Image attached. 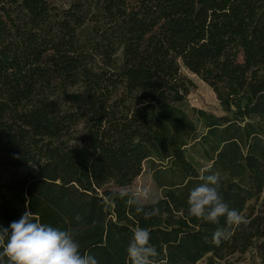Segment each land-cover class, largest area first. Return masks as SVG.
Instances as JSON below:
<instances>
[{"label":"trees","instance_id":"16d2710c","mask_svg":"<svg viewBox=\"0 0 264 264\" xmlns=\"http://www.w3.org/2000/svg\"><path fill=\"white\" fill-rule=\"evenodd\" d=\"M182 67L221 115L189 104ZM145 161L161 190L151 219L109 198L130 191ZM22 165L0 182L2 227L27 206L78 229L98 264H127L137 226L161 264L248 251L264 264V0H0V166ZM206 167L249 221L219 246L212 235L225 218L187 213Z\"/></svg>","mask_w":264,"mask_h":264},{"label":"clouds","instance_id":"9594fccd","mask_svg":"<svg viewBox=\"0 0 264 264\" xmlns=\"http://www.w3.org/2000/svg\"><path fill=\"white\" fill-rule=\"evenodd\" d=\"M201 183L191 188L187 195V213L199 221L219 224L225 218L224 228H217L212 242L219 246L231 237L233 227L247 225L248 219L237 209L230 208L220 191V174L211 167L203 169ZM126 199V204L134 208L145 219L160 214L153 206L146 209L143 201L150 198L147 187L112 193L109 198ZM77 222L81 217H75ZM78 229H62L43 223L34 212L27 210L21 217L5 228L0 226V264H98L97 258L88 251H82L77 239ZM151 232L147 227L133 229L126 247L127 264H161L159 252L152 244Z\"/></svg>","mask_w":264,"mask_h":264},{"label":"rangeland","instance_id":"374dc122","mask_svg":"<svg viewBox=\"0 0 264 264\" xmlns=\"http://www.w3.org/2000/svg\"><path fill=\"white\" fill-rule=\"evenodd\" d=\"M53 4L58 7H67L69 0H51ZM181 72L186 76L192 83L193 87L190 89V92L187 96V100L191 106L201 108L209 113L215 115H221L220 106L216 100L215 94L213 91L203 83L196 75L190 73L186 68L182 67ZM78 135H81V126L77 127ZM29 165L22 166H0V182L7 181L11 178L17 177L23 173ZM110 188H114L112 185ZM147 187L150 193V198L143 201V203H150L156 201L161 196V190L155 185L151 179V173L149 168L148 161L142 163L141 171L136 175V178L128 190H135L137 188ZM261 199H264V188L262 190ZM253 252L248 251L243 254L235 253L231 256H228L224 259H209L205 257L201 259L197 264H253L255 258L252 255Z\"/></svg>","mask_w":264,"mask_h":264}]
</instances>
